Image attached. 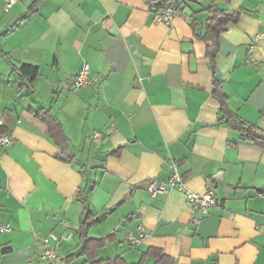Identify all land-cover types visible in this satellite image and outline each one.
Masks as SVG:
<instances>
[{
	"label": "crops",
	"instance_id": "crops-1",
	"mask_svg": "<svg viewBox=\"0 0 264 264\" xmlns=\"http://www.w3.org/2000/svg\"><path fill=\"white\" fill-rule=\"evenodd\" d=\"M159 2L18 0L6 10L0 0V132L13 139L0 153V224L11 223L0 264H50L42 239L79 235L81 189L92 213L106 215L89 236L114 233L107 247L128 264L150 248L176 264H264V146L221 120L209 44L197 37L210 6L240 11L214 62L228 108L264 134V0H177L171 26L156 20ZM86 64L91 84L73 90ZM23 65L39 76L20 89ZM41 108L61 124L58 140ZM65 150L72 162L56 157ZM173 164L188 189L213 187L222 206L203 215L182 192L152 197L147 182L167 181ZM140 225L149 236L132 247L126 236ZM71 238L62 259L79 255ZM103 250L97 258L115 259Z\"/></svg>",
	"mask_w": 264,
	"mask_h": 264
},
{
	"label": "trees",
	"instance_id": "trees-1",
	"mask_svg": "<svg viewBox=\"0 0 264 264\" xmlns=\"http://www.w3.org/2000/svg\"><path fill=\"white\" fill-rule=\"evenodd\" d=\"M175 1L177 0H161V4H157L156 9L161 8L163 5L171 4ZM37 5L38 4L32 6L31 12H34L37 9ZM205 11L209 13V17L206 20L205 25V34L202 36L197 35V37L209 44L207 47V56L211 60V67L213 68L214 76L217 77V75L220 74L216 70L214 60L218 52L220 37L222 33L228 29L229 24H236L238 22L240 11L221 10L214 5L210 6ZM17 71L22 77V83L19 86L20 89H22L23 87L28 88L39 76V69L31 65H23L22 67L17 69ZM221 85L222 81H219L216 78L214 96L219 100L221 105V112L223 113V118L221 120L223 122H226L233 129L240 131L245 138H251L257 144L264 146V134L258 133L253 129L252 126L247 127L246 124L241 120V118L228 108L227 97L222 92ZM37 116L49 127L50 133L56 140L63 136L61 124L59 123V121H57V119L52 116L49 110L41 108L37 112ZM0 134H4V132L1 131ZM56 157L64 162H72L74 160L73 157L69 156L66 150L57 154ZM85 194L86 191L81 189L79 199L83 203V206L85 208L81 218V222L79 224L78 233L80 239L82 241H85L84 249L79 255H68L65 259H62L61 261L65 264H71L76 258L84 256L86 257V262L90 264H128L124 259L120 257L107 261H103L97 258V251L101 248L106 247L109 243L114 241V233H110L101 238H91L89 236L91 228L93 226L101 224L105 219L106 215L100 217L95 216L92 213V210L87 205L84 196ZM149 258L154 259L153 264H176V261L171 256H169L162 249L158 248L148 249L142 255L140 261L135 264H145L147 259ZM50 264H59V262Z\"/></svg>",
	"mask_w": 264,
	"mask_h": 264
},
{
	"label": "built area",
	"instance_id": "built-area-1",
	"mask_svg": "<svg viewBox=\"0 0 264 264\" xmlns=\"http://www.w3.org/2000/svg\"><path fill=\"white\" fill-rule=\"evenodd\" d=\"M18 0H8L6 10H9ZM179 9L174 5L168 4L163 5L161 11L156 14V20L160 23H164L167 26H171L174 18L179 15ZM189 18L187 17V20ZM252 52V47L249 53ZM73 90L84 89L91 84L90 79V66L85 65L78 75L74 76L72 81ZM4 123V116L0 112V127ZM95 137H101V134L96 133ZM13 142L11 135L1 134L0 135V153H2L5 148L10 146ZM173 173L167 181L150 179L147 182V191L152 197H157L158 195L170 194L173 191H179L184 193L187 201L191 204L197 211H200L203 215H208L210 211L214 208L221 207L222 201L215 194V189L210 187L205 193L199 194L188 189L185 180L179 173L178 166L176 164L172 165ZM260 197H264V191L258 192ZM195 225L199 224L197 218L193 219ZM11 231V223L5 225L0 224V233H7ZM147 233L143 226H138L136 231L133 233H128L126 238L130 246L135 247L141 244L147 237ZM71 238L70 234L67 235H54L51 234L48 237L42 239L43 244V258L50 263L60 262L62 260L61 255L58 253L57 249L62 243L68 241ZM55 242V246L52 245Z\"/></svg>",
	"mask_w": 264,
	"mask_h": 264
},
{
	"label": "rangeland",
	"instance_id": "rangeland-1",
	"mask_svg": "<svg viewBox=\"0 0 264 264\" xmlns=\"http://www.w3.org/2000/svg\"><path fill=\"white\" fill-rule=\"evenodd\" d=\"M192 8H194V10H196V11H198L199 10V7L197 6V5H193L192 6ZM77 228H79V226L77 227ZM73 238H71V240H70V242H67L66 244L70 247V246H72L75 250H74V252L76 253V254H80V253H82V251H83V249H84V246H85V241H81L80 240V237H79V235L77 234V232L75 231H73ZM70 236L72 237V235L70 234ZM67 245H64V246H67ZM110 245V244H109ZM68 247V248H69ZM107 247V246H106ZM104 247V248H101V249H106V250H103V252H104V256H109V258H116L115 256L116 255H113L114 253H113V251L111 250L112 248L111 247ZM65 250V248H63V251ZM105 251H107V253H105ZM81 258L82 259H85L86 257H84V256H81V257H78V258H76L73 262H75V263H73V264H78L79 263V261L78 260H81ZM90 264V263H89Z\"/></svg>",
	"mask_w": 264,
	"mask_h": 264
},
{
	"label": "water",
	"instance_id": "water-1",
	"mask_svg": "<svg viewBox=\"0 0 264 264\" xmlns=\"http://www.w3.org/2000/svg\"><path fill=\"white\" fill-rule=\"evenodd\" d=\"M159 4H161V2H159ZM219 81H222V76L221 75H217L216 77ZM112 210V209H111ZM125 221L123 222V225H125Z\"/></svg>",
	"mask_w": 264,
	"mask_h": 264
}]
</instances>
